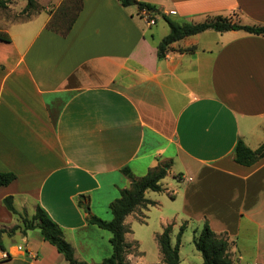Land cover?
I'll return each mask as SVG.
<instances>
[{
	"label": "crops",
	"instance_id": "1",
	"mask_svg": "<svg viewBox=\"0 0 264 264\" xmlns=\"http://www.w3.org/2000/svg\"><path fill=\"white\" fill-rule=\"evenodd\" d=\"M36 1L31 18L0 27L9 37L0 40V172L16 176L0 187V228L20 224L1 209L5 197L27 217L39 206L77 261L99 264L111 254L110 233L86 222L78 197L109 221L110 203L131 183L121 169L140 178L169 163L163 190L145 192L154 205L124 220L127 262L161 264L157 235L171 225L173 246L185 224L180 264H201L196 249L183 254L182 239L192 231L193 244L207 221L232 262L264 264V158L249 167L233 160L238 140L252 150L264 143V37L206 30L159 60L157 45L169 32L159 16L149 24L136 6L81 0L62 35L47 27L49 8ZM136 1L178 23L223 16L264 25V0ZM2 242L8 258L0 264H68L38 229L5 233Z\"/></svg>",
	"mask_w": 264,
	"mask_h": 264
},
{
	"label": "trees",
	"instance_id": "2",
	"mask_svg": "<svg viewBox=\"0 0 264 264\" xmlns=\"http://www.w3.org/2000/svg\"><path fill=\"white\" fill-rule=\"evenodd\" d=\"M13 0H0V9L7 8ZM26 4L22 10V13L29 18L31 15L39 11V6L36 0H25ZM72 1V0H71ZM122 7L136 6L139 11L146 10L149 13V17L159 16L161 17L169 27L168 34L157 45V58L159 60L164 59L166 55L172 50V44L186 38L204 32L206 30H214L216 32H226L230 30H242L253 36L264 37V25L259 24H240L233 22L229 17L215 16L208 17L203 22L199 23H178L167 15L162 13L149 3H144L136 0H117ZM73 6V14L67 21L63 22L61 29L55 23L52 18L47 24L50 30L59 32L65 35L71 29L75 22L78 13L81 9V0H73L71 3ZM67 10V9H65ZM65 13V12H64ZM0 40L9 41V37L0 33ZM264 158V143L257 149L252 150L247 147L243 141L238 140L234 148L233 160L235 163L242 166H252L259 160ZM169 163L158 165L157 167L149 170L144 176L140 178H134L129 168L124 167L121 169L122 174L130 180V186L128 188L121 189L119 191V197L112 201L109 205V209L112 215V219L109 221L102 220L89 213L88 201H85V196H79L77 199V205L82 208L86 213V222L90 225H96L97 227L104 229L110 233V245L111 254L105 258L99 264H129L126 260V252L131 248V244H127L124 241V234L126 228L124 220L127 215L132 213L138 207H147L148 205H154V202L145 198L146 191L161 192V180L167 175ZM16 179V176L10 172H0V187L8 186ZM3 204L9 212L17 214L20 220V224L13 226L10 230L0 228V251H4L2 242L3 234L7 233L12 235L15 231L20 230L25 232L27 230L38 229L45 241L54 246L58 253H60L68 264H86L79 262L74 257L73 249L71 245L64 239L61 228L56 224L47 214V212L37 207L34 214L31 217H27L25 214L18 213L13 206L12 197L7 196L3 199ZM185 224H182L179 228L175 245H171L170 234L172 232L171 225L164 228L162 233L157 235V242L160 248V252L163 256L161 264H180L178 250L180 246L181 236L185 231ZM194 247L201 253V264H235L228 256L227 248L228 243L226 239L218 236L210 227L207 221H204L203 226L199 233L193 239Z\"/></svg>",
	"mask_w": 264,
	"mask_h": 264
},
{
	"label": "rangeland",
	"instance_id": "3",
	"mask_svg": "<svg viewBox=\"0 0 264 264\" xmlns=\"http://www.w3.org/2000/svg\"><path fill=\"white\" fill-rule=\"evenodd\" d=\"M48 1L49 0H39V2H41L42 4H45V5L47 4V7L49 8L48 12L51 14V19L53 18L55 20V23H57L56 24L58 26L57 28L61 29L63 27V22L67 21L68 18L74 12L73 7H72L73 5L71 4L73 0L72 1L69 0L71 2H68V0H64V2H62L58 7H55L54 5L50 4ZM25 4H26L25 0H13L10 4H8L7 8L0 9V27L5 26V24L9 23V22H11V24H15L18 22L26 21L29 18H31L33 15H31L29 18H27L26 15L22 13V10L25 7ZM65 9H67V10H65ZM41 14L46 15V12L42 11ZM144 15L148 16L149 13L145 12ZM158 26L160 27V30H162V28H164V29L169 31L168 24L163 19L158 21ZM19 29L20 28L18 25H14L11 27L12 32H14V31L16 32ZM164 197H166V199L169 201L170 197L168 195H165ZM1 209H3L4 211L7 212L4 204H1ZM10 215L12 216V214H10ZM0 216H1V214H0ZM12 227L4 228V229L8 231ZM143 229L146 230L147 228H145V226H143ZM138 235H140L141 238H143L142 240L144 242V246H146L148 252H150L152 250V247H153L151 245H153L154 243L147 240L148 237L146 236V233L144 231L139 232ZM192 236H193L192 231L185 233V235L183 236V239H182L183 254L184 253L188 254V253H190L191 249H195L192 242H191ZM194 251H196V250H194Z\"/></svg>",
	"mask_w": 264,
	"mask_h": 264
},
{
	"label": "built area",
	"instance_id": "4",
	"mask_svg": "<svg viewBox=\"0 0 264 264\" xmlns=\"http://www.w3.org/2000/svg\"><path fill=\"white\" fill-rule=\"evenodd\" d=\"M142 12L145 14V12H148L146 10H142ZM147 21L149 24H154L155 20L154 18H150L149 16H147ZM188 180H191L190 178ZM8 258V255L4 252L0 253V260L2 259H7Z\"/></svg>",
	"mask_w": 264,
	"mask_h": 264
}]
</instances>
